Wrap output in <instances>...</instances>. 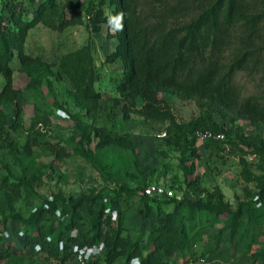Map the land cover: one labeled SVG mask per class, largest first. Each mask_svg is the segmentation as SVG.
<instances>
[{
    "label": "trees",
    "instance_id": "obj_1",
    "mask_svg": "<svg viewBox=\"0 0 264 264\" xmlns=\"http://www.w3.org/2000/svg\"><path fill=\"white\" fill-rule=\"evenodd\" d=\"M55 1L44 0L27 21L16 16L15 4L6 3L0 11V76L5 81L0 90V149L7 148L12 157L15 156V147L8 141L7 131L14 128L16 115L11 117L1 110L16 106V91L10 84L12 71L9 64L15 58L26 76L44 80L49 88L48 66L24 54L23 48L30 29L39 23L50 25V15L57 10ZM144 2L150 6L149 16L142 15L136 0H87L84 3L73 0L63 7L68 11V18L59 12L57 27L81 26L95 34L99 33L101 25L106 26L108 37L115 39L116 45L104 62H119L121 68V77L115 86L118 98L112 101L115 104L122 101L125 112L132 110L144 120L166 123L165 139L179 151L178 164L184 180L193 170L191 163L186 166L187 161L198 158L194 146L195 132L207 130L215 135L222 134L223 139H228L229 134L213 123L205 126L207 123L202 118L176 122L169 107L158 97L160 93L192 99L207 113L214 111L222 117L229 113L234 119L248 121L259 132L246 138L237 133L234 136L238 144L249 150L248 154L257 156L264 166V133L257 126L264 124V96H248L239 100L234 86V77L238 72L258 64L259 53L254 46V38L264 21V8L257 10L256 4L248 6L246 0ZM260 2L264 3V0ZM4 11L8 14L7 18L2 14ZM85 16H88L87 22ZM4 19H7L6 23ZM90 43L64 54L58 62L60 73L72 85L70 95L75 106L87 113L95 108L101 97L93 88L96 75ZM227 50H230L229 56L224 58L222 55ZM135 103H138V108ZM78 129L80 144L88 146L91 141L89 134L82 127ZM90 131L96 151L114 147L130 149L126 138L115 137L104 128L93 127ZM223 139L208 141L215 144ZM30 144V141L25 143V152L29 151ZM54 153L57 157L69 156V152L62 147H57ZM78 153L89 163L95 162L89 149ZM241 177L246 183L257 182L253 200L250 198L238 203L235 212H230L223 208L221 196L217 195L216 205L199 207L197 219L209 215L214 220L224 213L226 227L230 230H236L238 222L242 221L255 224L264 213V170L260 176H254L243 168ZM146 185L129 188L122 183L107 190L106 196L97 194L84 201L66 200L58 195L24 218L9 216L10 222L19 225L23 244L17 247L0 238V261L9 262L10 258L26 253L56 264H115L118 259L122 260V264H129L133 258H138L139 264H166L167 259L176 254L183 255L189 249L193 239L189 235L195 216L179 220L172 211L162 217L163 206L173 203L177 208L181 201L175 197L142 195ZM191 185L195 186L194 182H186L184 197L188 196L187 189H192ZM20 187L28 194L33 193L25 182L7 183L5 179L1 180L3 192L14 198L19 197ZM135 195L145 207L143 217L150 219L151 203L155 204L156 217L154 223L149 222L145 238L132 241L121 235L120 205ZM104 196L107 197L105 202ZM56 211L58 217H55ZM81 211L86 218L81 217ZM140 241L143 247L138 246ZM98 245L102 248L94 257L85 262L78 259L83 249ZM143 251L145 254L142 256ZM253 259L264 260V248L253 254Z\"/></svg>",
    "mask_w": 264,
    "mask_h": 264
},
{
    "label": "rangeland",
    "instance_id": "obj_2",
    "mask_svg": "<svg viewBox=\"0 0 264 264\" xmlns=\"http://www.w3.org/2000/svg\"><path fill=\"white\" fill-rule=\"evenodd\" d=\"M43 1L0 0V11L6 3L11 6L15 4L16 16L27 21ZM246 1L248 6L256 4L257 10L264 8L260 0ZM55 3L57 10L50 15V25L39 23L30 29L23 48L24 54L48 66L49 88L44 80L26 76L15 58L9 64L12 71L10 84L16 91V106L1 110L5 115H16L14 128L7 131L8 141L15 147V156L12 157L7 148L0 149V238L22 247L19 225L10 222L9 216L24 218L36 207L44 205V202H51L54 196L84 201L97 194L106 196L107 190L122 183H126L129 188L149 184L161 186L167 192L165 198L175 197L181 201L177 208L173 203L163 206L162 217L172 211H175L179 220L195 216V224L189 235L193 238L189 249L183 255L176 254L167 259L166 264H201L200 259L204 260L203 264H264V260L253 259V254L264 248V213L255 224L238 222L236 230L226 227L227 217L224 213L214 220L209 215L197 219L199 207L216 205L217 195L221 196L223 208L230 212H235L238 203L256 197L257 182L246 183L241 171L245 168L250 174L260 176L264 166L257 156L248 154L249 150L238 144L234 134L246 138L257 134L259 130L248 121L234 119L229 113L225 117L214 111L207 113L192 99L160 93L158 97L169 107L176 122L202 118L207 123L205 126L213 123L229 134L228 139L224 138L215 144L208 140V143L195 140L198 158L187 161L186 166L191 163L193 170L184 180L178 164L179 151L165 139L166 123L144 120L132 110L125 112L122 101L117 104L112 101L118 98L115 86L121 77V68L119 62H104L116 45V40L108 37L106 26L101 25L99 33L95 34L81 26L58 29L59 12L68 18V11L63 8L62 1L56 0ZM136 3L142 15L149 16V4L144 0H136ZM2 14L7 18L6 11ZM6 21L4 19L3 22ZM87 42H91L90 55L96 75L93 88L101 96L89 113L75 106L70 95L72 85L58 67L61 56L79 49ZM254 46L259 53L258 64L249 65L234 77L239 100L248 96H264V21L254 38ZM229 52L227 50L222 56L228 58ZM4 83L0 76V90ZM135 106L138 108V103ZM257 126L264 133V124ZM78 127L84 128L89 134L91 141L88 146L80 144ZM93 127H101L115 137L126 138L130 149L114 147L94 150L95 140L90 131ZM208 133L215 135L211 131ZM28 141L31 143L30 149L25 152L23 148ZM57 147L64 148L69 156L57 157L54 153ZM85 149L94 155V163H89L78 153ZM2 179L7 183L17 180L25 182L33 193L28 194L20 187L19 197L14 198L1 189ZM188 181L194 182L195 186L191 185L193 190L187 189L188 196L184 197ZM105 196L103 202L106 201ZM120 206L121 235L132 241L144 239L149 222H155V204H150L149 220L143 217L145 207L137 195L126 199ZM81 215L86 218L83 211ZM58 216L56 211L55 217ZM138 246L143 247L144 244L140 241ZM141 254L143 256L145 252ZM0 264L56 263H47L41 257H30L23 253L10 258L9 262L0 261ZM115 264H122V260L118 259ZM129 264H139L138 258L131 259Z\"/></svg>",
    "mask_w": 264,
    "mask_h": 264
},
{
    "label": "built area",
    "instance_id": "obj_3",
    "mask_svg": "<svg viewBox=\"0 0 264 264\" xmlns=\"http://www.w3.org/2000/svg\"><path fill=\"white\" fill-rule=\"evenodd\" d=\"M60 1H62L65 4V3L71 2L72 0H60ZM85 20H86V22L88 21V16H85ZM194 136H195V139L199 142L207 141L209 139L217 140V141H220L223 139L222 134H216V135L211 136L207 131H196ZM166 193L167 192L161 186L149 185V184L146 185L141 191L142 195L156 197V198L166 197ZM258 205L259 204L257 203L256 206H258ZM101 248H102L101 245H98V246H93L90 248L83 249L81 251L80 261H84V262L88 261L89 259L94 257V255H96L99 252V250H101ZM199 261L201 264L204 263L203 259H200Z\"/></svg>",
    "mask_w": 264,
    "mask_h": 264
},
{
    "label": "clouds",
    "instance_id": "obj_4",
    "mask_svg": "<svg viewBox=\"0 0 264 264\" xmlns=\"http://www.w3.org/2000/svg\"><path fill=\"white\" fill-rule=\"evenodd\" d=\"M117 19H119V18H117Z\"/></svg>",
    "mask_w": 264,
    "mask_h": 264
}]
</instances>
